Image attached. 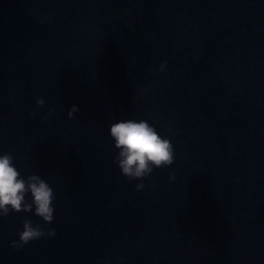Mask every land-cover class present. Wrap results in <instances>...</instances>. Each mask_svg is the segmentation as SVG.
Masks as SVG:
<instances>
[{
    "label": "water",
    "instance_id": "1",
    "mask_svg": "<svg viewBox=\"0 0 264 264\" xmlns=\"http://www.w3.org/2000/svg\"><path fill=\"white\" fill-rule=\"evenodd\" d=\"M129 119L175 150L141 191L113 163ZM4 153L56 235L17 251L43 221L10 213L0 264H264V0H0Z\"/></svg>",
    "mask_w": 264,
    "mask_h": 264
},
{
    "label": "clouds",
    "instance_id": "2",
    "mask_svg": "<svg viewBox=\"0 0 264 264\" xmlns=\"http://www.w3.org/2000/svg\"><path fill=\"white\" fill-rule=\"evenodd\" d=\"M166 64L160 65V71ZM45 101L37 100V107H43ZM51 111V110H50ZM73 105L68 118L73 119L79 112ZM34 116L35 113H30ZM110 137L117 150L113 163L120 169L122 176L128 181H140L136 191L144 189V179L149 177L154 169L166 168L174 163L175 150L171 141L162 137L156 128L147 120H121L110 126ZM175 177H170L174 179ZM31 197L30 200L26 199ZM55 195L52 187L39 175L32 174L22 177L14 166V157L10 153L0 154V220L10 213H33L43 224L33 225L30 219H24L23 230L18 232V241H13L11 247L17 251L32 241L52 238L55 229L45 231L47 225L54 220L53 202Z\"/></svg>",
    "mask_w": 264,
    "mask_h": 264
}]
</instances>
